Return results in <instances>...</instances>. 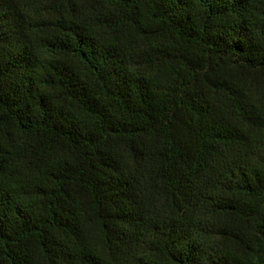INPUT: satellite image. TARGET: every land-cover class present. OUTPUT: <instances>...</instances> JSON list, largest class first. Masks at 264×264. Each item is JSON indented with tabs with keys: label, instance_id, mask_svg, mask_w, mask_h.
Returning a JSON list of instances; mask_svg holds the SVG:
<instances>
[{
	"label": "trees",
	"instance_id": "obj_1",
	"mask_svg": "<svg viewBox=\"0 0 264 264\" xmlns=\"http://www.w3.org/2000/svg\"><path fill=\"white\" fill-rule=\"evenodd\" d=\"M0 264H264V0H0Z\"/></svg>",
	"mask_w": 264,
	"mask_h": 264
}]
</instances>
